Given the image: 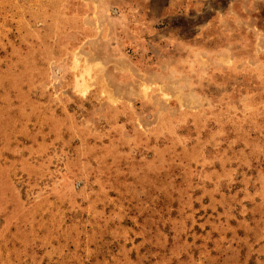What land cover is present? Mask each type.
Returning a JSON list of instances; mask_svg holds the SVG:
<instances>
[{
  "label": "rangeland",
  "instance_id": "374dc122",
  "mask_svg": "<svg viewBox=\"0 0 264 264\" xmlns=\"http://www.w3.org/2000/svg\"><path fill=\"white\" fill-rule=\"evenodd\" d=\"M0 264H264V0H0Z\"/></svg>",
  "mask_w": 264,
  "mask_h": 264
}]
</instances>
